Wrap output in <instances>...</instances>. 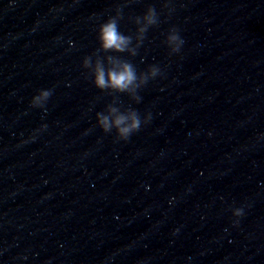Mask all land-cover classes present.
Here are the masks:
<instances>
[{
    "label": "clouds",
    "instance_id": "9594fccd",
    "mask_svg": "<svg viewBox=\"0 0 264 264\" xmlns=\"http://www.w3.org/2000/svg\"><path fill=\"white\" fill-rule=\"evenodd\" d=\"M164 7L169 8V4L165 3ZM121 19H123L121 8L117 7L114 16H110L99 24L96 36L98 47L91 55L83 59L82 67L88 70V74L92 77V83L97 89L113 96L112 103H109L104 111L96 113L98 127L104 133H111L115 130L118 141H128L132 134L141 129L142 124L151 120V114H147L142 120L140 113L131 107L121 110V107L117 106L115 94H127L132 100L139 102L141 97L138 95V90L150 79L162 75V72L160 67L154 64L150 65L146 71L138 73L136 66L131 61L116 54L128 53L130 56H136L149 28L157 26L160 20L156 9L149 6L144 15L136 16L133 19L137 25L133 36L125 35L120 31L119 21ZM134 40L135 43H133ZM164 42L169 48L170 54L179 53L185 43L180 35V30L175 26L168 30ZM52 94V89L40 90L32 98L30 106L47 111L45 105ZM42 127L46 128L47 125ZM233 215L235 217L243 216V208L233 209ZM234 223L238 224L239 221Z\"/></svg>",
    "mask_w": 264,
    "mask_h": 264
}]
</instances>
